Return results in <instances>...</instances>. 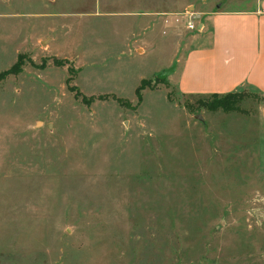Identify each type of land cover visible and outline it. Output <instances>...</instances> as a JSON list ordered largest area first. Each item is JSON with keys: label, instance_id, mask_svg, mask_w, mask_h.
Returning <instances> with one entry per match:
<instances>
[{"label": "rangeland", "instance_id": "374dc122", "mask_svg": "<svg viewBox=\"0 0 264 264\" xmlns=\"http://www.w3.org/2000/svg\"><path fill=\"white\" fill-rule=\"evenodd\" d=\"M251 1L0 0V264H264V93L178 88Z\"/></svg>", "mask_w": 264, "mask_h": 264}, {"label": "crops", "instance_id": "0c3cea01", "mask_svg": "<svg viewBox=\"0 0 264 264\" xmlns=\"http://www.w3.org/2000/svg\"><path fill=\"white\" fill-rule=\"evenodd\" d=\"M222 6L200 12L204 20L182 61L178 88L202 95L246 87L264 93V0L245 8Z\"/></svg>", "mask_w": 264, "mask_h": 264}, {"label": "trees", "instance_id": "16d2710c", "mask_svg": "<svg viewBox=\"0 0 264 264\" xmlns=\"http://www.w3.org/2000/svg\"><path fill=\"white\" fill-rule=\"evenodd\" d=\"M20 59L16 61L10 68L4 70L0 73V79L5 77L7 74L16 73L19 70ZM159 79V78H157ZM141 86L139 85L136 89V92L139 96ZM237 92H227V93H211L207 95V99L202 103L203 106L207 107L210 110L214 109H223L228 110L233 108L234 105V96ZM140 98V96H139Z\"/></svg>", "mask_w": 264, "mask_h": 264}, {"label": "water", "instance_id": "95a60500", "mask_svg": "<svg viewBox=\"0 0 264 264\" xmlns=\"http://www.w3.org/2000/svg\"><path fill=\"white\" fill-rule=\"evenodd\" d=\"M175 70V64H173L172 66H170L169 68L163 70L162 72H160L157 75V78L159 79H163L165 78L167 75H169L171 72H173Z\"/></svg>", "mask_w": 264, "mask_h": 264}, {"label": "built area", "instance_id": "2783aa9c", "mask_svg": "<svg viewBox=\"0 0 264 264\" xmlns=\"http://www.w3.org/2000/svg\"><path fill=\"white\" fill-rule=\"evenodd\" d=\"M188 27L189 28H193V24L192 23H188Z\"/></svg>", "mask_w": 264, "mask_h": 264}]
</instances>
